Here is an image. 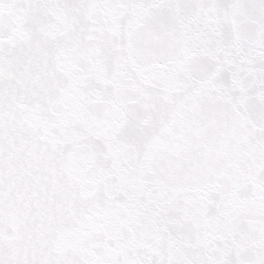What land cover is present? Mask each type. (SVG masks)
<instances>
[{"label":"snow or ice","instance_id":"1","mask_svg":"<svg viewBox=\"0 0 264 264\" xmlns=\"http://www.w3.org/2000/svg\"><path fill=\"white\" fill-rule=\"evenodd\" d=\"M0 264H264V0H0Z\"/></svg>","mask_w":264,"mask_h":264}]
</instances>
